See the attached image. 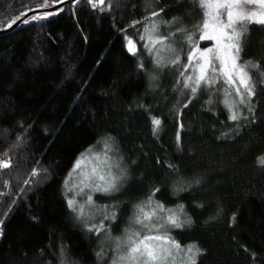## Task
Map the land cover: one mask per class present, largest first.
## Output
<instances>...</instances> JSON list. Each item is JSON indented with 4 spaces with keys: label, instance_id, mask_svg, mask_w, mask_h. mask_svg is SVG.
<instances>
[{
    "label": "trees",
    "instance_id": "1",
    "mask_svg": "<svg viewBox=\"0 0 264 264\" xmlns=\"http://www.w3.org/2000/svg\"><path fill=\"white\" fill-rule=\"evenodd\" d=\"M64 1L0 0V29ZM203 19L198 0H79L0 35V163L9 164L0 168V264H109L105 228L76 221L64 183L81 154L106 141L129 176L118 222L152 196L190 221L169 234L201 250L196 264H264V25L246 24L240 62L261 67L249 69L248 104L227 97L240 113L232 121L223 80L195 95L183 87L197 44L187 35ZM154 23L153 36L175 33L160 67L146 47Z\"/></svg>",
    "mask_w": 264,
    "mask_h": 264
},
{
    "label": "snow or ice",
    "instance_id": "2",
    "mask_svg": "<svg viewBox=\"0 0 264 264\" xmlns=\"http://www.w3.org/2000/svg\"><path fill=\"white\" fill-rule=\"evenodd\" d=\"M100 2L102 3L103 0ZM198 2L204 10V19L197 25V31L200 33L199 39L213 40L215 44L214 47L205 49H200L195 45L192 47L187 57L188 64L183 66L184 71L181 72V76L184 77L183 87L190 89L191 93L195 95L202 85L214 86L217 80H223L227 85L225 104L229 108V119L236 121L240 118V113L235 104L230 102L227 97L234 93L239 97L240 104H248L256 94V84L249 69H260L261 66L251 61L241 63L240 52L242 51V37L246 32V24L264 25V0H244L243 4L241 0H198ZM253 3L259 5V11L245 7V5ZM153 15H159V13H153ZM157 31L158 25L155 23L151 28L145 29L147 33L146 47L150 54L155 52V62L157 67H160L163 60L161 53L175 51L170 44L165 43V41L171 40L175 33L169 36H153V33ZM177 31L186 33L185 29H177ZM141 39H145V37L142 36ZM192 40V35L188 34L187 41L191 43ZM157 45L161 47L157 48ZM127 49L130 54H136L133 40H127ZM170 62L174 65L180 63L178 58ZM189 68L193 74L186 76L185 73ZM261 75L264 76V70H261ZM160 124L159 119H152L154 133L158 131ZM177 140L179 141V135ZM108 151H111V148L106 141L105 158L102 159L99 154H93V149L88 150L91 155L81 154L64 181L67 190L75 192L76 195L83 193L85 188L102 191L106 194L115 191L120 177L111 171L110 158H107ZM85 162L92 165L90 171L82 167ZM259 163L264 165V157L259 159ZM8 167L7 162L0 163V168ZM105 168L108 169L106 173ZM36 174L34 170L33 175ZM77 176L80 177L78 182ZM77 189L79 191H76ZM154 195L155 193H153ZM152 198L150 196L146 204L137 207V214L132 222L139 227L134 231L129 230L126 239L117 238V248L124 246L125 251L112 264H175L176 255L185 251L171 237L169 228H180L183 223H190V221L182 222L177 213L164 209L162 205H157L156 208L160 212L168 211L169 215L166 217H158L155 210L146 211L145 209L151 206ZM92 203V196L88 195L87 204L91 205ZM75 204L74 199L68 200L69 207H73ZM80 215H85L84 205H80ZM200 251L195 244L189 245L185 251L187 264H196V256L200 254Z\"/></svg>",
    "mask_w": 264,
    "mask_h": 264
},
{
    "label": "rangeland",
    "instance_id": "3",
    "mask_svg": "<svg viewBox=\"0 0 264 264\" xmlns=\"http://www.w3.org/2000/svg\"><path fill=\"white\" fill-rule=\"evenodd\" d=\"M92 1L96 4L101 3L100 0H92ZM241 3L243 4L244 0H241ZM245 7L249 9H254L257 11L260 10L259 5L256 3L247 4L245 5ZM190 35H192L193 40L195 39L196 41L195 43H197L196 46H198V44L202 41L203 42L210 41L212 45H210L208 48L214 47L215 42L213 40H200L199 39L200 33L197 30L193 31L192 34ZM154 36H159V35H154ZM165 43L170 44L171 47L174 48V43L172 42H165ZM205 48H200V49H205ZM147 53L148 55H151L149 51H147ZM164 53L165 52H163V54ZM172 57H174V59L178 58L180 60V55H178V52H176L175 55H173ZM187 64H188V59L186 58L184 65H187ZM182 71H184V68L182 69ZM192 74L193 73L191 71V68H189L188 72L185 73L186 76L192 75ZM108 145L111 148V151L107 152V158H110V164L112 165L111 171L114 175L120 177L118 181L117 189L108 194L102 191H93L91 188H85L83 193H81L80 195H76L75 192H69L66 187H65L66 188L65 191H66L68 200L74 199L76 201V204L70 208L74 211V217L79 224L83 225L85 229L86 228L91 229L96 226L98 227L99 225L105 228L100 237V243L109 247V252H110L109 264H112V262L114 260H117L120 255H123L125 251L124 246H121V248L119 249L117 248V245H116L117 238L126 239L129 230L134 231L139 227L138 225H135L132 221L134 219V216L137 214V207L141 204H146L147 201L143 202L141 199H139L135 201L134 203H132L130 205L131 207H130L129 212L126 213L125 215L124 222H118L117 220L118 215L122 211L121 209L122 207L121 202L123 201L122 193L125 191V188L127 187L129 176H128L126 163L118 155L117 150L114 148V146L110 144ZM91 149H93V154H99L102 159L105 158V145H102L100 147H94ZM83 154H89L88 150ZM82 167L90 171L92 165L85 162V164L82 165ZM107 170H108L107 168L104 169L105 173L107 172ZM79 179L80 177L77 176L76 178L77 182L79 181ZM76 191H79V189H77ZM88 195L92 196L93 203L91 205L87 204ZM80 205H84L85 215L83 216L80 215ZM157 205H160V204L152 201L151 206L146 208L145 210L146 211L155 210L158 217H166L164 212H160L156 208ZM182 249L186 251L187 248H182ZM185 251H182L176 255L175 264H187Z\"/></svg>",
    "mask_w": 264,
    "mask_h": 264
},
{
    "label": "water",
    "instance_id": "4",
    "mask_svg": "<svg viewBox=\"0 0 264 264\" xmlns=\"http://www.w3.org/2000/svg\"><path fill=\"white\" fill-rule=\"evenodd\" d=\"M78 3H79V0H66L57 5L31 10L27 12L26 14H24L22 17H20L18 20H16L12 25L6 28L0 29V35H5L11 32H14L16 29H18L20 25H22L24 22H26L28 19H30L34 15L44 14V17H47L50 13H53L61 9L62 7L69 6V5H77Z\"/></svg>",
    "mask_w": 264,
    "mask_h": 264
}]
</instances>
